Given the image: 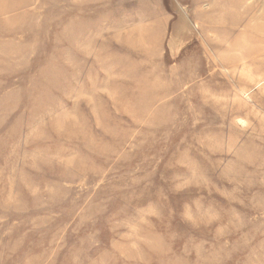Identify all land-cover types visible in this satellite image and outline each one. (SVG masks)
I'll list each match as a JSON object with an SVG mask.
<instances>
[{"label":"rangeland","instance_id":"rangeland-1","mask_svg":"<svg viewBox=\"0 0 264 264\" xmlns=\"http://www.w3.org/2000/svg\"><path fill=\"white\" fill-rule=\"evenodd\" d=\"M0 264H264V0H0Z\"/></svg>","mask_w":264,"mask_h":264},{"label":"bare ground","instance_id":"bare-ground-1","mask_svg":"<svg viewBox=\"0 0 264 264\" xmlns=\"http://www.w3.org/2000/svg\"><path fill=\"white\" fill-rule=\"evenodd\" d=\"M193 15H194V14H193ZM19 51H20V50H19ZM250 52H251V51H249V50L247 51L248 54H249ZM228 65H230V64H228ZM231 66H232V65H231ZM86 110H87V109H86ZM102 114H103V113H102ZM61 120H62V119H61ZM54 121H55V120H54ZM55 123H56V122H55ZM73 123H74V122H73ZM73 123H72V124H73ZM74 124H75V123H74ZM74 124H73V125H74Z\"/></svg>","mask_w":264,"mask_h":264}]
</instances>
